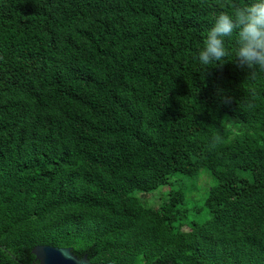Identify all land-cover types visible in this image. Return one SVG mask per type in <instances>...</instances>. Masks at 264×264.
Instances as JSON below:
<instances>
[{"label": "trees", "instance_id": "obj_1", "mask_svg": "<svg viewBox=\"0 0 264 264\" xmlns=\"http://www.w3.org/2000/svg\"><path fill=\"white\" fill-rule=\"evenodd\" d=\"M243 2L0 0V264H264V75L195 60Z\"/></svg>", "mask_w": 264, "mask_h": 264}, {"label": "clouds", "instance_id": "obj_2", "mask_svg": "<svg viewBox=\"0 0 264 264\" xmlns=\"http://www.w3.org/2000/svg\"><path fill=\"white\" fill-rule=\"evenodd\" d=\"M229 56L237 67L251 70L249 75H264V0H244L220 11L195 60L207 69L223 66Z\"/></svg>", "mask_w": 264, "mask_h": 264}, {"label": "rangeland", "instance_id": "obj_3", "mask_svg": "<svg viewBox=\"0 0 264 264\" xmlns=\"http://www.w3.org/2000/svg\"><path fill=\"white\" fill-rule=\"evenodd\" d=\"M213 186L214 180L206 172L201 171L197 179H189L182 175H176L173 177L170 186L160 187L147 194H139V197L148 206L158 207L165 200L169 190L183 188L187 202L191 203L204 199L207 191Z\"/></svg>", "mask_w": 264, "mask_h": 264}, {"label": "water", "instance_id": "obj_4", "mask_svg": "<svg viewBox=\"0 0 264 264\" xmlns=\"http://www.w3.org/2000/svg\"><path fill=\"white\" fill-rule=\"evenodd\" d=\"M31 254L35 258L36 263L34 264H92L87 260L86 256L78 259L69 248L36 246L32 249Z\"/></svg>", "mask_w": 264, "mask_h": 264}]
</instances>
